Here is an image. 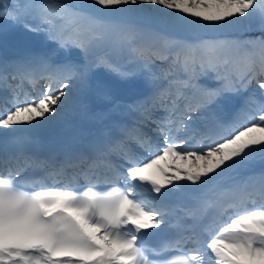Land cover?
I'll use <instances>...</instances> for the list:
<instances>
[{"label": "bare ground", "instance_id": "bare-ground-1", "mask_svg": "<svg viewBox=\"0 0 264 264\" xmlns=\"http://www.w3.org/2000/svg\"><path fill=\"white\" fill-rule=\"evenodd\" d=\"M117 1L113 4L117 18L112 21L113 14L106 15L107 27L102 31L104 45L95 42L86 52L88 65L91 66L94 62L92 67L96 65L95 68L83 70L84 72L81 70L80 77L77 75L76 79L69 80L63 87L56 84L57 92L54 94L48 95L47 90L41 92L40 101L33 99L21 87L19 92L15 86L10 89L3 73H18L28 65H32L34 72L37 67L44 65V71L59 70L60 76H67V73L74 69L70 63L72 59L66 57L70 50L68 47L59 49L58 46L61 47L60 44L68 37V33L62 32L64 29L62 30L60 23L51 26L47 23L49 15L41 11V5L45 1L32 2L19 11L0 10V85L5 86L9 96V106L0 111V132L15 136L20 148L27 151L33 147L48 150L52 146L66 144L75 150L89 146L95 137L101 135L118 140L121 130L130 133L139 120H146V112L142 109L145 104L159 100L163 91H169L171 85L166 81L168 78L162 73V69L159 71L158 68L146 67L141 58L135 55L138 50L137 39H134L133 43L130 41L132 28L135 27L136 30L141 25H146L143 35H147L149 29L154 27L165 34H172V29L163 27L168 18L164 16L152 25L149 22V6L141 2L133 4L128 0ZM93 14L102 16L99 12ZM111 22L113 26L109 27ZM195 28L199 29L197 23L189 24V31ZM143 39L146 38L142 37L141 42ZM126 40L128 43H125ZM185 42L184 37L180 42L181 47L185 46ZM48 43L51 45L48 46ZM130 59H133V62H130ZM220 62V58L217 61L212 58L208 61L210 65L215 66V71ZM232 62L234 63V58L232 61L230 59V64ZM121 63L126 66H121ZM133 63L137 66L134 71L129 68ZM98 64L108 67L100 69ZM80 66L79 64L78 68ZM164 69L163 67V71ZM40 72L43 73L41 70ZM22 82L19 81L18 84L21 85ZM162 83L164 84L160 85ZM209 83L212 82L206 78L200 81L198 86L201 91L211 92L212 90H207ZM159 87L161 92L156 91ZM187 90L183 89L186 95L179 102L188 99ZM218 91L220 92L219 89L213 91V95ZM35 92L33 90V94ZM145 94H148L146 98L141 97ZM190 95L193 96L189 93V97ZM236 95V92L229 93L224 107L220 108L222 113L213 114L211 123L208 122L211 136L221 133L220 129L227 126V119L231 116L237 119L244 111L237 109L236 104L240 99L237 100ZM24 99L30 101L29 107H22ZM243 102L242 107L247 106V100L244 99ZM153 110L157 111L158 108L154 106ZM260 125L239 134L238 145H219L208 152L209 156L191 154L182 159L177 155L175 157L168 154L139 167L133 162L132 168L128 169L126 180L134 196L139 200L142 196L148 206L154 204L158 206V210L165 211V214L162 211L150 213L146 207L133 206V211L126 215L125 222L130 219L129 222L137 223L136 231L133 230L135 235L147 228H164L179 217L185 218L186 229L196 228L199 231L203 226L209 228L210 224L215 225L221 217L225 218L226 213L228 218L232 212L235 213L236 205L233 200L237 201L240 196L246 195L249 188L254 190L258 187L257 190H264V125ZM139 148L142 154H150V150L142 146ZM168 148L169 153L171 149ZM196 156L198 160L194 161ZM107 167L109 165L105 161L89 168L81 166L76 170L79 178L84 180V172L90 173L91 169L99 171ZM56 173H53L52 177ZM51 184L59 185L56 181ZM204 189L211 190L212 198L201 202L202 195L198 196L197 193ZM59 196V191L55 190L40 197L42 215L46 219L66 223L78 235L88 233L90 238H86V241L93 243L91 246L96 249V253L80 258L56 257L45 247L39 246V254L34 256L17 248H3L0 250V264H7L12 258L19 259L20 262L15 264H133L131 245L105 234L101 227L91 222L85 209L71 207L65 198ZM150 201L152 203H149ZM211 209L212 214L208 216ZM222 212V216L218 217ZM229 222L231 225L216 232L211 231L210 241L212 238L213 240L209 246L204 248L203 242L196 246L194 264H264V236L261 234L264 231L261 225L264 223V211L255 212L248 220L229 219ZM240 224L248 225L250 229L242 231Z\"/></svg>", "mask_w": 264, "mask_h": 264}, {"label": "rangeland", "instance_id": "rangeland-1", "mask_svg": "<svg viewBox=\"0 0 264 264\" xmlns=\"http://www.w3.org/2000/svg\"><path fill=\"white\" fill-rule=\"evenodd\" d=\"M43 1L45 2L41 5L43 7L41 11L49 15L47 23L50 26L54 23H60L62 30L64 29L62 32L68 33V37L63 39L64 42L60 44L63 48L58 46V42L56 43L59 49L69 48L70 52L66 57L72 59L70 62L71 68H74L70 72L72 76L67 73V76L61 77V80L56 83L59 87H63L69 83V80L76 79L77 75V77H80L81 70L95 68L96 65L92 67L94 62L91 66L88 65L89 60L86 58V52L88 47L95 44V42H104L102 31L107 27L105 23L106 15L111 16L113 14L112 21L117 18L113 4L118 1L0 0V6L2 11L5 12L12 9L19 11L32 2L41 3ZM128 1L133 4L141 2L149 6L151 14L149 22L152 25L166 16L168 19L166 24L162 23L163 27L172 29L170 35L155 27L149 29L147 35H143L146 25H141L136 30L133 27V32L130 29L132 33V35L130 34L131 43L134 42V39H137L136 57H140L143 64L148 68H158L159 71L162 69V73L168 78L166 81L173 86L172 88H175L173 90L174 99L169 101L172 105L168 106L170 111H165L166 109L164 110L162 106L158 107V112H165L164 116L168 119L167 124L174 122L176 116H180L182 119V126L172 133V136H174L173 143L178 147L173 148V154L170 155L179 156L182 159L191 154H198V156L203 157L209 156V153L217 146L225 144L238 145L237 136L239 134L251 130L258 124H261L260 126L264 125V0ZM97 12L101 13L102 16L97 17L93 14ZM191 23H197L199 29L195 28L189 31V24ZM108 26H113V22L109 23ZM127 28L128 26L125 30ZM34 31L37 30L34 29ZM237 33L244 35V38L236 39ZM142 37L146 39L141 42ZM184 37L186 38L185 46L181 47L180 42ZM126 42L128 43V40ZM64 53L66 52L64 51ZM231 57L234 58L232 64H230ZM211 58L215 61L220 58L221 62L217 65L218 69L216 71L215 66L208 63ZM129 61L133 62V59ZM72 63H76L77 68L79 64L81 66L77 69ZM122 64L121 66L124 65ZM134 64L129 65L132 71L137 69L136 64ZM98 65L101 67L100 69L108 67L103 66V64ZM163 67L166 69H164L165 73ZM255 71L257 73H254ZM206 78L210 82L212 81L209 86L212 90L210 93L201 91V87L198 86V83ZM42 81H44L43 92L47 90L48 95L57 92L53 80L46 79ZM172 82L175 83L172 84ZM185 88L188 89V92L193 93V96L188 97L186 104L183 101L179 102L186 95L183 91ZM216 89H219L220 92L218 91L213 95V91H216ZM62 91L60 90V92ZM232 92H236V98L237 100L240 99L242 105L243 100L246 99L247 106L239 107L244 111L237 119L231 118L229 126L220 129V132L225 134L218 133L221 136H217L218 134H212L211 136L209 131L211 119L214 118L213 114L219 113L217 109L213 112V108L225 103L229 93ZM194 94H199L200 98L193 100L195 103L191 104L192 101H189V99H193L196 96ZM222 94L224 95L222 96ZM180 96L183 97L179 99ZM161 97L162 105H164L165 101L168 100H163L164 96ZM40 100L38 98V101ZM23 106L29 107L30 103L23 102ZM153 108L150 107L149 109L156 113L157 111ZM181 110L183 112L179 115ZM160 117L162 116L160 115ZM209 121L210 123H208ZM186 140L189 142H186ZM158 142L157 144L162 147L165 144L164 139H159ZM164 152L165 150H158L155 156H144L141 165L158 159ZM198 156L194 157V161L198 160ZM256 211H264V199L258 200V206L254 205L250 210H243L233 215L232 220H248ZM225 221L222 224H217L214 229L219 230L225 227L229 221L228 217L227 220L225 218ZM261 225L264 228L263 222ZM240 227L242 231L250 229L248 225L240 224ZM261 234L264 236V231Z\"/></svg>", "mask_w": 264, "mask_h": 264}]
</instances>
